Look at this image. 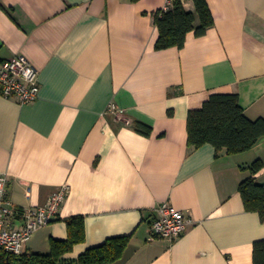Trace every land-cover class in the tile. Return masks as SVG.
Wrapping results in <instances>:
<instances>
[{"label": "crops", "instance_id": "1", "mask_svg": "<svg viewBox=\"0 0 264 264\" xmlns=\"http://www.w3.org/2000/svg\"><path fill=\"white\" fill-rule=\"evenodd\" d=\"M205 1L213 26L157 51L153 14L164 0H0V63L25 58L39 85L25 105L0 96L7 205L42 207L67 188L58 216L23 252L48 254L50 241L67 238L65 221L81 216L84 241L65 260L128 237L112 264H252L264 224L238 187L249 177L264 185V137L236 155L190 149L186 119L213 94H236L249 120L264 118V0ZM185 9L194 13L191 1ZM164 202L191 224L172 242H149Z\"/></svg>", "mask_w": 264, "mask_h": 264}, {"label": "trees", "instance_id": "2", "mask_svg": "<svg viewBox=\"0 0 264 264\" xmlns=\"http://www.w3.org/2000/svg\"><path fill=\"white\" fill-rule=\"evenodd\" d=\"M194 13L187 11L178 1L167 10L153 14L157 29L155 50L181 49L186 35L193 32L201 37L213 26V18L205 0H189ZM195 15L199 20L194 25ZM133 130L149 136L151 129L141 122H134ZM187 147L197 149L203 145L213 146L216 152L225 149L227 155H236L250 150L264 137V118L249 120L241 108L236 94H213L198 110L189 111L186 119ZM262 168L259 160L249 170L255 175ZM238 191L246 212L257 213L264 224V185L249 177L239 184ZM67 238L50 241L48 254L13 255L0 253V264H112L122 256L128 237L111 238L102 245L90 248L76 260H65L73 247L84 241V222L81 216L65 221ZM252 264H264V239L253 242Z\"/></svg>", "mask_w": 264, "mask_h": 264}, {"label": "built area", "instance_id": "3", "mask_svg": "<svg viewBox=\"0 0 264 264\" xmlns=\"http://www.w3.org/2000/svg\"><path fill=\"white\" fill-rule=\"evenodd\" d=\"M178 1L186 8L189 0H164L162 10H167ZM39 91L38 71L25 58L16 57L0 63V96L14 98L20 105L31 103L37 98ZM7 178L0 175V253L13 255L23 253L24 244L38 230L48 226L59 214L61 205L67 195L64 186L52 194L42 207L20 210L7 205ZM155 217L149 224V238L172 242L186 230L191 220L183 212L168 202L156 208ZM19 218L21 225L12 226V220Z\"/></svg>", "mask_w": 264, "mask_h": 264}]
</instances>
